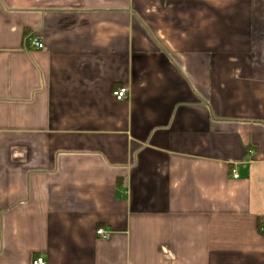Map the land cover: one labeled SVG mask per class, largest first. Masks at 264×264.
I'll return each mask as SVG.
<instances>
[{
  "label": "crops",
  "instance_id": "1",
  "mask_svg": "<svg viewBox=\"0 0 264 264\" xmlns=\"http://www.w3.org/2000/svg\"><path fill=\"white\" fill-rule=\"evenodd\" d=\"M36 256L264 264V0H0V264Z\"/></svg>",
  "mask_w": 264,
  "mask_h": 264
},
{
  "label": "built area",
  "instance_id": "2",
  "mask_svg": "<svg viewBox=\"0 0 264 264\" xmlns=\"http://www.w3.org/2000/svg\"><path fill=\"white\" fill-rule=\"evenodd\" d=\"M28 42L30 45L36 48H39V49L44 48L43 42L39 40L37 37L30 36L28 38ZM113 94L118 100H123L127 98L129 94V90L127 87H121L120 89L114 90ZM232 175L234 178H237L239 176V174L237 173V170L234 168L232 169ZM97 234L103 238H108L110 236V233L106 231L104 228L98 229ZM32 264H47V261L45 260L43 256H36L35 258H33Z\"/></svg>",
  "mask_w": 264,
  "mask_h": 264
}]
</instances>
